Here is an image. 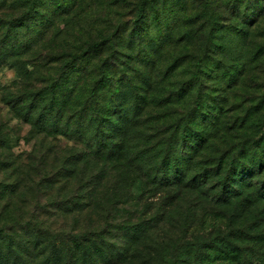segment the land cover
I'll return each mask as SVG.
<instances>
[{"label":"trees","instance_id":"obj_1","mask_svg":"<svg viewBox=\"0 0 264 264\" xmlns=\"http://www.w3.org/2000/svg\"><path fill=\"white\" fill-rule=\"evenodd\" d=\"M46 1L27 0L30 11H35L37 2L43 5ZM63 1L49 0V4L57 7ZM224 2L199 0L201 12L210 11L207 18L211 24L224 16ZM245 2L240 0L234 7L243 36L264 23V0L244 5ZM143 12L144 9L139 11L141 18ZM9 26L24 28L29 35L25 33L20 44L10 45L9 52L3 53L4 58L15 54L28 56L35 62V32L36 36L40 33L35 16L23 15L10 21ZM106 40L112 46L111 38ZM103 42L90 40L70 52L61 51V45L55 44V55L63 60L64 66L60 77L47 82L36 97L32 89L35 86L23 82L16 87L15 101L3 97L18 118L31 124V135L34 136L35 126L40 122L44 130L81 146L60 157L52 150L53 161L58 164L51 175L44 174L40 163L35 164V150L20 158L15 172L22 171L20 180L25 176L35 187V228L28 229L18 241L8 232L0 236V245L9 244V251L0 256L1 263L25 264L32 253L29 249H35L49 264H114L128 255L114 240L121 238L125 246L143 242V230L159 227L163 231L171 225L163 218L158 219L157 212L150 215L155 210L153 198L160 196L158 210L166 213L182 199L202 194L203 202L193 199L186 202L187 215L169 259L156 251L148 258L160 259L163 264H181L185 259L190 264H239L247 253L241 243L244 240L258 248L257 264H264V212L254 213V220L242 237H232L229 230L236 228L232 227L234 218L250 212L256 203H264V180L260 185L252 181L264 172V114L257 122L250 117L264 109L256 107L251 112L249 107L247 116L226 117L229 109L219 93L225 88H238L233 69L223 64L229 60L227 52L222 47H218L220 51H186L179 60L158 72L159 85L168 80L164 98L148 99V83L138 90L125 85L121 92L110 93L108 110L112 112L105 113L96 102L112 81L108 67L104 62L94 67V73H84L86 61L101 49ZM241 58L239 53L232 61ZM210 63H215L218 73L209 68L205 73ZM183 64H191L190 73L186 69L180 71ZM223 65L225 70L221 72ZM18 70L21 78L35 80V70L28 71L20 65ZM87 74L91 85H81L79 77ZM180 76H184L180 83L169 81ZM208 80L216 83L211 90L206 86ZM203 93L207 94L205 98ZM212 95L219 100L206 110V99ZM151 107L170 113L165 117L143 118ZM198 117L201 122L206 120L202 127L194 125ZM3 142L1 139L0 143ZM46 156L44 153L40 158L41 163ZM7 160L0 157V168L10 161ZM23 188V193L31 191L29 184ZM26 202L27 196L23 194L21 203ZM228 205L238 210L237 216H228L224 207ZM122 211L127 217L120 220L118 215ZM224 226L229 230L227 233L223 232ZM110 228L120 231V236H111Z\"/></svg>","mask_w":264,"mask_h":264},{"label":"rangeland","instance_id":"obj_2","mask_svg":"<svg viewBox=\"0 0 264 264\" xmlns=\"http://www.w3.org/2000/svg\"><path fill=\"white\" fill-rule=\"evenodd\" d=\"M144 1L146 0H65L56 7L49 4L47 0L43 5L37 2L35 11H30L31 4L27 0H0V141L5 140L0 143V157L10 159L3 164L8 167L3 168L2 165L0 168L1 237L6 236L8 232L15 241H18V238L28 229L35 228V219L33 220L35 187L33 181L25 180V176L22 181L20 180L22 171L15 172L14 168L21 161L20 158L35 150V164L40 163L44 167V174L51 175L55 173L54 167L58 164L53 161L52 150H56L60 157L75 152L74 148L81 146L74 140L44 130L40 122L35 126L34 136L31 135V124L18 118L3 101V97L12 98L15 101L16 92H18L16 87L22 82L35 86L32 89H35L36 97L38 91L47 82L60 77L64 66L63 60L55 55L54 47L57 43L61 45V51L70 52L84 47L90 40L104 41L101 49L86 61L87 67L84 73L93 72L95 66L104 62L108 67L112 81L103 89L96 102L105 113L112 112L111 109L108 110L111 101L110 93L121 92L125 85L138 90L148 83L150 85L148 99L152 100L156 96L164 98L169 87L167 79L158 84L160 70L170 66L173 61L179 60L180 55L186 51L194 53L208 50L220 51L218 47H222L227 52L229 60L224 61L223 64L233 69L237 77L235 84H238V88H230V90L225 88V91L219 93L220 98L224 100V106L229 109V113L225 114L226 117L247 116L249 107L251 112L256 107L264 109V23L259 29H254L252 33L243 36L240 18L234 16V7L236 3H240V0H224L225 5L220 4L224 5V16L216 24H211L207 18L210 11L201 12L199 0H153L142 5ZM247 3H253V0H246L244 5ZM141 9H144L142 18L139 14ZM30 14L35 16V26L40 29L39 35L36 36L35 32V62L28 56L15 54L4 58L3 53L9 52L10 45L15 42L20 44L22 36L25 33L29 35L24 28H11L10 21H15L23 15L28 17ZM140 20L142 22L137 24L136 22ZM132 32H138V34H132ZM107 38H111L112 46L108 45ZM239 53L242 55V60L232 61ZM19 58H23L26 63L24 64V60L21 61ZM18 65L23 69L27 68L28 71L35 70V80L21 78ZM224 67V65L221 67V72L225 70ZM190 68L191 64H183L180 71L186 69V72L190 73ZM208 68L212 69L213 73H218L215 63L206 66L205 73ZM183 79L184 76H180L171 78L169 81L180 83ZM213 81H207L206 86L210 87L209 90L216 85ZM79 83L91 85L89 74L81 75ZM206 96V93L202 94V98ZM217 100L219 99L213 95L207 98L204 109L209 110L213 104L217 103ZM146 112L143 118L162 115L165 117L170 113L168 110H157L152 107ZM263 114L264 110L250 117L252 121L257 122ZM205 123L206 120L201 122L198 117L194 125L202 127ZM44 153L48 156L41 163L40 158ZM59 166L60 164L57 168ZM63 171L61 173L64 175ZM263 180L264 172L252 178L257 185H260ZM24 184H29L31 191L23 193ZM12 190H15L16 194H12ZM23 194L27 196L25 204L21 203ZM159 197L153 198L155 210L150 215L154 216L157 212L158 219L163 218L171 225L165 226L163 231L159 227L143 230L144 234L141 238L143 242L140 240L125 246L121 238L114 240L116 246L125 249L123 252L128 254L127 257L116 260L114 264H163L158 257V260L148 257L156 251L168 260L173 243L179 241L183 220L187 215L186 202L188 199L204 201L202 194L188 196L165 213L158 210ZM142 206L143 203L139 207L142 208ZM224 207L228 216L238 215V210L232 206ZM47 210L51 211V208ZM255 212H264L263 202L254 204L250 212L234 218L232 227H236V230L230 228L232 232L230 235L232 237L245 235L247 228L254 220ZM19 214L23 215V218H18ZM118 217L120 220L124 219L127 213L122 211ZM110 229L111 236L115 234L120 236V231ZM229 230L226 226L223 227L224 233ZM241 243L246 247L247 253L239 264H257L256 255L260 253L258 248L252 247L250 242L244 240H241ZM0 248L1 256L9 251V244L4 242ZM29 251L32 253L25 260V264H49L43 261L42 256L38 255L35 249H29ZM0 264L3 263L0 261ZM181 264H190L189 259L183 260Z\"/></svg>","mask_w":264,"mask_h":264}]
</instances>
